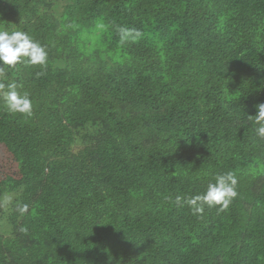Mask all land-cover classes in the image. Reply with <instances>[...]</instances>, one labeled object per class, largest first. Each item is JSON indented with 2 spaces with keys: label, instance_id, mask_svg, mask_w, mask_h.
<instances>
[{
  "label": "trees",
  "instance_id": "16d2710c",
  "mask_svg": "<svg viewBox=\"0 0 264 264\" xmlns=\"http://www.w3.org/2000/svg\"><path fill=\"white\" fill-rule=\"evenodd\" d=\"M0 30L48 52L0 78L33 102L0 100V264H264V0H0ZM227 171L226 212L176 206Z\"/></svg>",
  "mask_w": 264,
  "mask_h": 264
},
{
  "label": "clouds",
  "instance_id": "9594fccd",
  "mask_svg": "<svg viewBox=\"0 0 264 264\" xmlns=\"http://www.w3.org/2000/svg\"><path fill=\"white\" fill-rule=\"evenodd\" d=\"M117 35L120 42L124 43L130 38L139 37V31L129 29L124 26H117ZM48 52L46 46L29 36L28 33L20 30L8 31L0 30V78L5 77L6 68H16L23 66H41L47 64ZM37 77L43 75L36 73ZM22 85L16 81L5 83L0 82V100L10 114H21L31 116L33 112V102L31 95L27 91H20ZM256 114L249 115L255 127L256 135L264 139V103L257 104ZM238 178L234 171H227L214 176L203 193L191 196L175 197V204L178 207H185L190 210L191 215L202 217L205 207L215 208L217 213L226 212L234 199L239 195L237 191ZM171 199V197H165ZM11 196L4 200L5 205L12 203ZM15 211L23 217L29 212V205L26 203H16ZM19 231L28 233V228L21 226Z\"/></svg>",
  "mask_w": 264,
  "mask_h": 264
},
{
  "label": "bare ground",
  "instance_id": "6f19581e",
  "mask_svg": "<svg viewBox=\"0 0 264 264\" xmlns=\"http://www.w3.org/2000/svg\"><path fill=\"white\" fill-rule=\"evenodd\" d=\"M208 1H209V0H208ZM205 3H206V2H205ZM192 4H193V3H192ZM187 5H189V4H187ZM210 7H212V6H210ZM188 8H189V7H188ZM192 8H193V7H192ZM192 8H191V9H192ZM213 9H214V8H213ZM192 10H193V9H192ZM197 10H198V9H197ZM221 10H222V9H221ZM207 11H208V10H207ZM213 11H214V10H213ZM223 11H224V10H223ZM227 11H228V10H227ZM233 11H234V10H233ZM189 13H190V12H189ZM205 13H206V12H205ZM217 13H218V11H217ZM221 13H222V12H221ZM230 13H231V12H230ZM231 14H232V13H231ZM184 15H185V14H184ZM190 15H193V14H190ZM195 15H196V14H195ZM198 15H199V14H198ZM202 15H203V14H202ZM207 15H208V13H207ZM209 15H210V14H209ZM232 15H233V14H232ZM219 16H220V15H219ZM230 16H231V15H230ZM180 17H181V16H180ZM193 17H194V16H193ZM198 17H199V16H198ZM205 17H206V16H205ZM214 17H215V15H214ZM194 18H195V17H194ZM200 18H201V17H200ZM207 19H208V18H207ZM216 19H217V14H216ZM223 19H224V18H223ZM204 20H205V19H204ZM208 20H210V19H208ZM208 20H207V21H208ZM214 20H215V18H214ZM224 20H225V19H224ZM216 21H217V20H216ZM233 21H234V20H233ZM178 22H179V21H178ZM201 22H202V21H201ZM209 22H210V21H209ZM234 22H235V21H234ZM221 23H222V22H221ZM186 24H187V23H186ZM200 24H201V23H200ZM206 24H207V23H206ZM219 24H220V22H219ZM182 25H183V24H182ZM176 26H177V25H176ZM215 26H216V25H215ZM219 26H220V25H219ZM219 26H217V27H219ZM174 27H175V26H174ZM180 29H181V28H180ZM184 30H185V29H184ZM188 31H189V30H188ZM167 33H168V32H167ZM179 33H180V32H179ZM189 33H190V32H189ZM230 33H231V32H230ZM170 34H171V33H170ZM170 34H169V35H170ZM181 36H182V35H181ZM187 36H188V35H187ZM175 37H176V36H175ZM175 37H174V38H175ZM196 37H197V36H196ZM168 38H169V37H168ZM174 38H173V39H174ZM179 38H180V37H179ZM211 38H212V37H211ZM173 39H172V40H173ZM177 39H178V38H177ZM186 39H187V38H186ZM190 39H191V38H190ZM236 39H237V38H236ZM207 40H209V39H207ZM181 41H182V40H181ZM181 41H180V42H181ZM214 41H215V40H214ZM172 42H173V41H172ZM205 42H206V41H205ZM189 43H190V42H189ZM195 43H196V42H195ZM168 47H169V46H168ZM186 47H187V46H186ZM189 47H190V46H189ZM151 49H152V48H151ZM148 56H149V54H148ZM146 58H147V57H146ZM160 59H161V58H160ZM147 60H148V59H147ZM148 62H149V61H148ZM56 63H57V62H56ZM69 66H70V65H69ZM148 66H149V65H148ZM22 69H23V68H22ZM143 81H144V80H143ZM177 96H178V95H177ZM178 99H179V98H178ZM180 116H181V115H180ZM183 147H184V146H183ZM188 150H189V149H188ZM188 153H189V152H188ZM228 154H229V153H228ZM98 170H99V169H98ZM96 171H97V170H96Z\"/></svg>",
  "mask_w": 264,
  "mask_h": 264
}]
</instances>
